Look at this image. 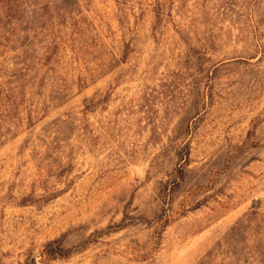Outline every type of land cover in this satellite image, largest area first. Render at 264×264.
I'll list each match as a JSON object with an SVG mask.
<instances>
[{
  "label": "rangeland",
  "instance_id": "374dc122",
  "mask_svg": "<svg viewBox=\"0 0 264 264\" xmlns=\"http://www.w3.org/2000/svg\"><path fill=\"white\" fill-rule=\"evenodd\" d=\"M77 9L48 75L0 47V264H264V0Z\"/></svg>",
  "mask_w": 264,
  "mask_h": 264
},
{
  "label": "trees",
  "instance_id": "16d2710c",
  "mask_svg": "<svg viewBox=\"0 0 264 264\" xmlns=\"http://www.w3.org/2000/svg\"><path fill=\"white\" fill-rule=\"evenodd\" d=\"M78 3L79 0H0V47L15 52L19 44L24 50L17 59L22 61L24 68L14 69L7 77L5 85L8 88L12 85L11 79L17 81L29 77L37 66L46 70L45 75L54 72V60L64 40L62 30L69 26L73 34H81L79 22L75 20ZM36 41H39L38 47ZM126 51L129 52V46ZM14 65L18 67V64ZM15 90L4 93H16ZM0 93H3L1 86ZM71 252L56 242L47 256L52 260L66 259Z\"/></svg>",
  "mask_w": 264,
  "mask_h": 264
}]
</instances>
